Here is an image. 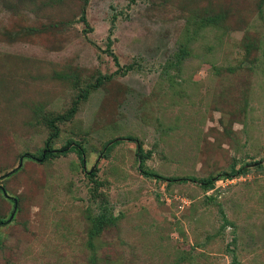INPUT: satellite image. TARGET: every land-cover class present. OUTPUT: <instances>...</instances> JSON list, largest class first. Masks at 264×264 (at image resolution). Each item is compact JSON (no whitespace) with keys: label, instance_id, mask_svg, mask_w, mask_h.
Returning a JSON list of instances; mask_svg holds the SVG:
<instances>
[{"label":"rangeland","instance_id":"obj_1","mask_svg":"<svg viewBox=\"0 0 264 264\" xmlns=\"http://www.w3.org/2000/svg\"><path fill=\"white\" fill-rule=\"evenodd\" d=\"M0 185V264H264V0H0Z\"/></svg>","mask_w":264,"mask_h":264},{"label":"trees","instance_id":"obj_2","mask_svg":"<svg viewBox=\"0 0 264 264\" xmlns=\"http://www.w3.org/2000/svg\"><path fill=\"white\" fill-rule=\"evenodd\" d=\"M82 17H83V20L86 21V18L84 17V15ZM185 55H186V51H185V49H182L178 57H179V59H181V58L185 57ZM114 58H115L116 63L119 64V60H118L117 56L114 55ZM130 68H131V66H128V69H130ZM99 76L100 77H98V81L101 82L102 76L101 75H99ZM109 77L110 76L103 77V80L108 79ZM88 94H89V91L86 90V91H84L82 96L87 97ZM77 104H78V101H75L73 107L70 110H68L66 113H64V114H56L54 116L52 114V115H49V116L46 117L47 123H48L49 128L51 129V132H52L51 135H50V138H48V140H47V148H51L50 146H48V143L50 142L49 140L52 137H56L59 134L60 128H59L58 123L66 120V119L72 118L73 115L77 111ZM71 150L77 151L79 153V155L81 156L82 163L83 164L86 163L85 162V157H84L85 156V151L83 149V146L81 144H79V143L70 142V143L66 144L62 149H58L56 151L57 152L67 153V152H69ZM53 154H54V151L52 149H50V150L49 149H45L44 152L41 154L42 155L41 159H44L45 157H48V156L53 155ZM96 168L97 167L94 166V168L92 170V174L93 175H96ZM19 169H20L19 167H16L11 172L15 173ZM146 175L151 176V177H155V178H163L164 179V177H162V176H160V175H158V174H156L154 172H151V171H146ZM213 183H214V181H212V179H207V181L204 183V185H206V187H210V186L213 185ZM0 192H2L3 194L7 195V191L5 190V188L2 185H0ZM10 198L14 201V207L15 208L18 207L17 199L14 198V197H10ZM110 216H112V215H110L107 212H105V213L102 212V213L98 214V219H97L98 223L100 225L101 224H105L107 222L112 223L114 221V219H112V217H110ZM222 220H223L222 226H224V227L231 223V221L228 219V217L224 213L222 214ZM8 221L9 220L0 219V226L1 225H5L6 223H8ZM232 264H239V261L236 258V256H233Z\"/></svg>","mask_w":264,"mask_h":264},{"label":"water","instance_id":"obj_3","mask_svg":"<svg viewBox=\"0 0 264 264\" xmlns=\"http://www.w3.org/2000/svg\"><path fill=\"white\" fill-rule=\"evenodd\" d=\"M21 165H22V164H20V166H21ZM14 214H15V213H13V214L11 215V218H10L9 220H11V219L14 217Z\"/></svg>","mask_w":264,"mask_h":264}]
</instances>
